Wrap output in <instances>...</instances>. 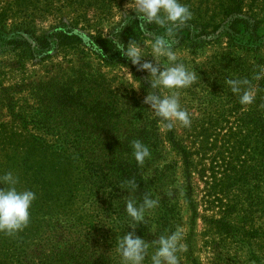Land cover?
Masks as SVG:
<instances>
[{
  "label": "trees",
  "instance_id": "16d2710c",
  "mask_svg": "<svg viewBox=\"0 0 264 264\" xmlns=\"http://www.w3.org/2000/svg\"><path fill=\"white\" fill-rule=\"evenodd\" d=\"M219 2L227 19L218 25L194 27L190 20L172 26L171 38L183 44L216 42L209 36L222 29L229 36L225 47L198 64L200 83L176 90L182 109L190 115V127L177 123L167 130L143 98H137L136 119L125 120L112 114L125 110L117 102L109 98L79 100L80 91L64 85L53 93L57 100L48 96L40 99L38 107H31L30 119L31 112L17 105L7 89L6 107L13 122L33 126L35 131L13 133L7 145L0 143V176L13 172L19 177L17 188L33 190L36 199L26 228L12 236L0 233V264H105L106 258V264H115L118 239L133 231L125 211V197L130 195L138 204L145 195L160 200L151 213L156 232L152 234L150 225L144 223L135 229L136 235L150 238L151 244L177 226L190 223L192 229L199 217L217 235L211 241L214 248L227 243L264 244V78H254L264 69L260 52L264 33H260V21L244 18L242 0ZM130 16L118 37L115 31L113 37L97 34L86 38L59 27L49 35H33V42L22 31H11L9 37H0L1 45L25 50L86 44L103 63H115L122 56L113 39L126 45L156 32L154 22L145 24V33L135 13ZM199 27L197 41L193 31ZM165 31L161 27L155 34ZM137 78L141 93L148 94L151 80L142 72ZM229 79L249 80L256 92L254 102L242 106L225 83ZM99 86L112 93L109 85ZM161 92L172 94L167 89ZM133 140L150 149L151 157L143 166L132 157ZM170 151L176 158L169 157ZM220 156L224 165L219 164ZM130 181L137 185L132 194L123 189ZM198 181L205 184L201 201L211 215L200 216V201L194 198ZM3 187L6 185L0 183ZM183 200L191 212L189 222H184ZM191 237V231L184 232L186 250L178 255L180 260L195 263L189 249ZM105 247L113 251L112 261ZM258 257L264 263V252Z\"/></svg>",
  "mask_w": 264,
  "mask_h": 264
},
{
  "label": "rangeland",
  "instance_id": "374dc122",
  "mask_svg": "<svg viewBox=\"0 0 264 264\" xmlns=\"http://www.w3.org/2000/svg\"><path fill=\"white\" fill-rule=\"evenodd\" d=\"M242 13L244 18L258 20L261 22L260 33H264V0H242ZM187 5L192 12V19L197 25H218L224 18V10L219 0H180ZM129 0H0V37L13 34L11 31H22L25 38L33 42V35L45 36L55 29L68 28L81 33L88 38L90 35L101 34L104 37H113L119 27L120 20L132 15L131 9H126ZM156 32L147 33L139 37L137 42L143 44L147 39L154 38L161 26L155 25ZM159 27V29H158ZM111 32L109 33V31ZM208 32L212 31L209 27ZM223 30V29H222ZM217 31L209 38H215L216 42L207 45L201 42L179 43L175 41L174 51L177 54L178 62L184 63L190 70L197 72V80L194 84L200 83L198 64L208 60L217 51L227 45L228 34L224 31ZM202 29L194 30L196 40ZM222 31V32H221ZM164 33V31H163ZM219 35V37H218ZM0 40V143L7 145L10 135L13 133H26L35 131L33 126L24 127L13 122L9 115L7 105V89L20 105L30 111L31 119L34 112L31 107L40 105V99L57 100L59 97L53 95L56 88L64 85V88L74 87L79 100L91 101L93 99L109 98L124 107L125 110L114 111L113 115H120L125 120L136 119L138 115L137 98H145L147 94L141 93L139 89L138 73L142 72L146 77V71H141L126 57H119L115 63L105 64L86 44L77 46H51L50 48H29L25 50H11L6 44L1 45ZM146 51H150L146 49ZM261 54L264 57V40L262 41ZM34 54V55H33ZM145 60L152 61L148 55ZM143 62V61H142ZM161 64L166 65L167 61L161 59ZM133 75L134 79H130ZM109 85L111 92L105 93L99 85ZM193 84V85H194ZM46 91V92H45ZM102 92V93H101ZM37 106V107H38ZM128 108V109H126ZM195 111V110H191ZM198 115V111H195ZM127 126V125H126ZM1 147V145H0ZM213 155L216 154V150ZM169 157L176 158L170 151ZM218 159L220 165H224L222 157ZM210 166V165H209ZM205 184L198 181L194 198L200 201V216L204 213L211 215V212L204 211L202 206V194ZM152 191L153 186L151 185ZM183 206L184 222H189L191 212L187 203L181 201ZM154 214L146 218L147 225H155ZM184 232H192L190 251L195 263L181 259L180 264H264L259 260L264 252V244L253 242L250 246L227 243L226 245L214 248L211 241L217 235L207 230L203 219L199 217L193 228L191 224H185ZM153 234V232H152ZM149 243L148 260L144 264H151V255L155 252V246L151 239L142 238ZM105 252L112 261L113 251L105 247ZM115 264H120V257H115ZM108 258H106V263ZM105 263V264H106ZM112 263V262H111Z\"/></svg>",
  "mask_w": 264,
  "mask_h": 264
},
{
  "label": "clouds",
  "instance_id": "9594fccd",
  "mask_svg": "<svg viewBox=\"0 0 264 264\" xmlns=\"http://www.w3.org/2000/svg\"><path fill=\"white\" fill-rule=\"evenodd\" d=\"M126 9H131L141 21L139 24L141 31L146 33L145 24L153 22L166 29L164 35L149 38L143 44L135 40H130L126 45L119 39L112 41L122 57H126L133 65L138 66L139 70L148 73L152 87L144 98V104L149 105L150 111L165 122L164 126L167 130H172L177 123L183 127H190V115L182 109L179 92L176 90L192 86L196 82L198 74L196 71L190 70L184 63L178 62L177 54L174 51L175 41L171 37L173 35L172 26L190 21L192 12L180 0H129ZM131 19L130 16L129 20H125L123 14L122 17H118L119 27H113L111 30L116 29L118 37ZM149 48L150 51H146ZM148 55L152 57V61L145 60ZM162 58L167 61L166 65L161 64ZM254 78L256 80L264 78V69ZM130 79H134L133 75ZM225 83L231 88L232 93L239 97V103L242 106L254 102L256 92L249 86V80L229 79ZM133 88L139 89L140 87ZM153 89H158L159 93L157 94ZM161 89L171 90L172 94L163 95ZM131 147L132 157L137 164L143 166L145 160L151 157L149 147L140 140H133ZM0 183L6 185V187L0 188V233L12 236L22 231L30 223V210L36 199V193L27 188L18 189L19 177L11 171L0 176ZM136 187L135 181H130L123 189L132 194ZM125 198V211L130 218L128 226L133 231L125 233L122 238L118 239L116 251L120 257V264H144L149 243L136 235L135 229L141 223L148 224L147 220L152 211L159 207L160 200L145 195L142 202L138 204L132 195ZM150 231L155 233L156 225H151ZM183 237V227L177 226L175 231L168 235H161L158 240L153 241L156 250L151 255V264H180L178 254L186 250L185 244L182 243Z\"/></svg>",
  "mask_w": 264,
  "mask_h": 264
}]
</instances>
